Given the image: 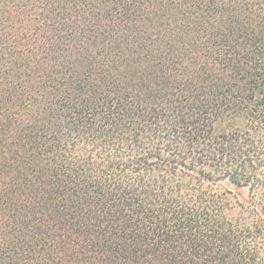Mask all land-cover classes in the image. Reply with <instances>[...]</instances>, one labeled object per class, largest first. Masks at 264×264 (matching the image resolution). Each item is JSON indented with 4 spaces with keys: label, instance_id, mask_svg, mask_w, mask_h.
<instances>
[{
    "label": "trees",
    "instance_id": "trees-1",
    "mask_svg": "<svg viewBox=\"0 0 264 264\" xmlns=\"http://www.w3.org/2000/svg\"><path fill=\"white\" fill-rule=\"evenodd\" d=\"M0 264H264V0H0Z\"/></svg>",
    "mask_w": 264,
    "mask_h": 264
}]
</instances>
